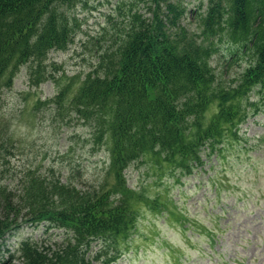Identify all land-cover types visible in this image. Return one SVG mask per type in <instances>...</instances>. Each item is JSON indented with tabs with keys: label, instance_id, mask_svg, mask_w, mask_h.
Instances as JSON below:
<instances>
[{
	"label": "trees",
	"instance_id": "1",
	"mask_svg": "<svg viewBox=\"0 0 264 264\" xmlns=\"http://www.w3.org/2000/svg\"><path fill=\"white\" fill-rule=\"evenodd\" d=\"M90 2L0 0V94L23 67L31 86L64 75L49 53L74 41L78 6ZM103 17L87 41L96 58L91 69L49 101L79 117L106 149L115 182L81 188L53 168L27 169L14 189L0 178V249L23 225L43 227L44 235L24 238L0 264H111L120 255L116 243L128 242L139 217L128 167L150 161L192 172L204 163L203 150L221 155L264 108V0H199L192 10L182 0H119ZM7 139L0 136V148ZM55 228L65 237H51ZM96 240L102 248L93 252Z\"/></svg>",
	"mask_w": 264,
	"mask_h": 264
},
{
	"label": "rangeland",
	"instance_id": "2",
	"mask_svg": "<svg viewBox=\"0 0 264 264\" xmlns=\"http://www.w3.org/2000/svg\"><path fill=\"white\" fill-rule=\"evenodd\" d=\"M117 1L91 0L87 7L78 6L82 25L74 41L49 53V62L62 66L64 75L31 86L23 67L13 86L0 94V136L8 137L0 159L7 155L9 160L0 163V178L11 189L21 186L30 168L41 173L53 168L81 188L115 182L106 149L97 147L79 117L68 109L57 110L49 100L91 69L96 58L87 41ZM182 2L192 10L199 0ZM190 23L194 28V20ZM237 69L231 67L224 79ZM239 133L240 141H226L219 156L203 150L204 163L192 172L175 174L150 161L128 167V185L140 198L132 205L139 217L128 242L116 243L120 255L111 264H264V108L242 123ZM163 203L168 207L155 208ZM50 232L54 239L65 237L63 229ZM27 237L43 239V227L23 225L7 234L0 262ZM101 248L102 243L94 241L93 252ZM114 248L106 247L104 253Z\"/></svg>",
	"mask_w": 264,
	"mask_h": 264
}]
</instances>
